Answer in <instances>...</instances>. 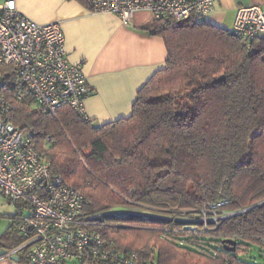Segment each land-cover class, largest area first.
I'll return each instance as SVG.
<instances>
[{
    "label": "trees",
    "instance_id": "16d2710c",
    "mask_svg": "<svg viewBox=\"0 0 264 264\" xmlns=\"http://www.w3.org/2000/svg\"><path fill=\"white\" fill-rule=\"evenodd\" d=\"M148 27L164 37L168 58L139 89L129 117L97 126L67 106L39 111L15 98L11 75L1 90L11 120L85 196L90 213H105L93 227L107 244L158 264H257L248 251L264 248V36L247 49L194 13L153 17ZM225 200L216 210L242 212L211 222L210 231L201 222L192 231L189 222L109 212L150 207L193 217ZM27 205L21 199L15 214L0 215L13 221L2 237H16L11 247L23 241L16 225ZM226 239L237 241L234 251Z\"/></svg>",
    "mask_w": 264,
    "mask_h": 264
},
{
    "label": "built area",
    "instance_id": "2783aa9c",
    "mask_svg": "<svg viewBox=\"0 0 264 264\" xmlns=\"http://www.w3.org/2000/svg\"><path fill=\"white\" fill-rule=\"evenodd\" d=\"M85 1L92 11L112 13L131 23L139 10L155 18L184 19L193 13L204 18L217 0ZM230 31L251 49L264 36V7L239 6ZM11 75L16 77L15 98L31 99L42 112L56 114L67 106L86 117L85 99L92 92L82 65L68 58L59 22L38 23L21 13L15 0L0 3V191L13 205L21 199L28 202L16 225L23 241L7 255L23 249L27 264H158L155 256L143 260L137 252L107 244L93 227L105 213H90L85 196L54 171L32 134L11 120L12 104L1 93ZM225 202L209 203L191 217L189 228L198 231V223L204 221L207 230V224L219 219L216 209Z\"/></svg>",
    "mask_w": 264,
    "mask_h": 264
},
{
    "label": "crops",
    "instance_id": "0c3cea01",
    "mask_svg": "<svg viewBox=\"0 0 264 264\" xmlns=\"http://www.w3.org/2000/svg\"><path fill=\"white\" fill-rule=\"evenodd\" d=\"M15 1L21 13L38 23H60L68 58L82 65L92 89L85 99V110L86 117L97 126L129 117L139 89L166 66V41L163 36L152 33L148 26L153 16L145 10L137 11L131 23H124L118 15L90 10L86 1ZM249 4L264 7V0H217L204 19L215 26L231 29L237 8ZM4 196L10 210L0 215L15 214L16 206ZM7 229L0 233V250L6 249V252L22 243L11 247L16 237L2 238ZM0 264H27L25 251L0 255Z\"/></svg>",
    "mask_w": 264,
    "mask_h": 264
},
{
    "label": "rangeland",
    "instance_id": "374dc122",
    "mask_svg": "<svg viewBox=\"0 0 264 264\" xmlns=\"http://www.w3.org/2000/svg\"><path fill=\"white\" fill-rule=\"evenodd\" d=\"M88 151H89V149H86V152H88ZM4 210H6V211L10 210L9 209V203H8L7 198L3 194L0 193V212H3ZM155 210L156 209L153 210L150 207L149 208L148 207L147 208L146 207H139L137 209V208H131V207H126V206H116L109 212L114 213V214L115 213L116 214H124V213H129L130 212V213H134V214H141V215H144V216L158 217V218L159 217L160 218H168V219L177 220V221L189 222L185 226L184 229H189V230L191 229V228H189L192 225L191 217H188L187 215L186 216L182 215V216H179V217L168 216V215L161 214L160 212L158 213V211H155ZM230 213L232 214V212H219L218 211L216 216L219 217L218 220H220V219L226 218V216L224 217V215H227V214H230ZM220 216H221V218H220ZM209 217H213V216L208 215V218ZM203 222L204 221H201V223H203ZM10 224H11V220L9 218L0 216V233L5 231ZM203 224H205V223H203ZM203 226H204L203 228L206 230L205 225H203ZM207 226H208V229H209V230L207 229V231H210V229L212 228L211 225L207 224ZM210 241L211 240H209V242ZM210 243H214V242H210ZM248 256L250 257V259L252 261L258 262L257 264H264V248H260L259 246L252 245L250 247V250L248 251Z\"/></svg>",
    "mask_w": 264,
    "mask_h": 264
},
{
    "label": "water",
    "instance_id": "95a60500",
    "mask_svg": "<svg viewBox=\"0 0 264 264\" xmlns=\"http://www.w3.org/2000/svg\"><path fill=\"white\" fill-rule=\"evenodd\" d=\"M242 211H237V212H234V214H238ZM236 244H237V241L235 239H226L224 240V245H225V248L229 251H234L236 249ZM6 253V249H1L0 250V255L2 254H5Z\"/></svg>",
    "mask_w": 264,
    "mask_h": 264
},
{
    "label": "bare ground",
    "instance_id": "6f19581e",
    "mask_svg": "<svg viewBox=\"0 0 264 264\" xmlns=\"http://www.w3.org/2000/svg\"><path fill=\"white\" fill-rule=\"evenodd\" d=\"M233 214V213H232Z\"/></svg>",
    "mask_w": 264,
    "mask_h": 264
}]
</instances>
